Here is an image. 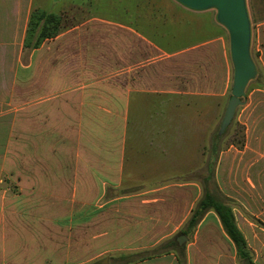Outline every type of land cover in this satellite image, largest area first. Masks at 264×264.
Listing matches in <instances>:
<instances>
[{
	"label": "crops",
	"instance_id": "0c3cea01",
	"mask_svg": "<svg viewBox=\"0 0 264 264\" xmlns=\"http://www.w3.org/2000/svg\"><path fill=\"white\" fill-rule=\"evenodd\" d=\"M31 3L32 0H0V28L8 30L10 38L13 39L18 28L25 32L33 11ZM117 9L124 14L120 22L96 16L88 18L45 40L33 49L40 58L33 64L31 54L29 64L24 66V80L29 82L26 91L29 88L30 94L37 93L39 99L33 102L30 97L31 100L25 101L30 132L39 134V140H61L69 135L73 142H82V148L88 152L78 156L88 160L89 174L95 171L91 167H95L97 157H102L103 168L99 173H105L103 177L95 172L80 178L83 181L79 186L89 189L98 188L99 183L104 187L118 185V180L109 176L121 172L124 165L123 147L128 143L130 116H136V122L143 125L139 130L143 136L136 163L164 173H170L171 168L191 171L192 165L189 170L185 168L191 160L177 164L175 159L177 154L186 156V152H176L178 141L185 143L184 150L188 145V156L192 152L190 125L187 132L184 127L183 137L179 139L177 135L176 97L183 99L179 107L184 110L182 121L186 123L191 119L184 115L186 98L210 97L222 101L228 88L223 69L224 27L217 21L215 9L192 10L176 0H120ZM47 13L63 18L60 13ZM24 36L21 33L19 45L23 46ZM202 50L207 55L215 50L214 59L220 68L211 77L207 69L203 76L198 71L199 81L192 87V54ZM33 73L39 76V84L34 87ZM260 94L264 95V90L253 89L249 98L254 99H249L237 116L244 126L242 148L230 146L221 151L215 172L221 193L246 208L254 220L239 221L234 215L253 254V264H264V99H256ZM190 105L188 102L187 109ZM199 194V186L185 183L162 185L129 196L128 200L136 205L142 202L150 206L151 215L145 219L151 226L143 232L131 230L148 240L129 245L127 250L154 244L156 238L170 236L185 225ZM157 249L148 251L134 264H176L175 257L167 253L146 258ZM22 251L23 248H16L12 252ZM8 252L12 253L6 248L2 250L8 257L2 263L0 260V264H16V260L24 263V256L11 257ZM185 252L186 264H241L214 212L205 213L197 224Z\"/></svg>",
	"mask_w": 264,
	"mask_h": 264
},
{
	"label": "rangeland",
	"instance_id": "374dc122",
	"mask_svg": "<svg viewBox=\"0 0 264 264\" xmlns=\"http://www.w3.org/2000/svg\"><path fill=\"white\" fill-rule=\"evenodd\" d=\"M119 3L120 0H32L31 11L41 8L47 12L62 14L66 31L93 16L120 22L124 14L117 9ZM245 4L251 30L250 56L256 73L247 84L244 96L240 98L244 104L236 109L232 124L222 140L213 145V137L222 121L233 85L230 39L225 27L223 69L224 78L228 79V88L223 100L210 97L186 98L184 115L191 117L186 124L182 121L184 110L179 107L183 104V99L176 97L177 135L179 139L183 137L184 127L187 132L190 125L193 155L191 152V156H188V145L184 150L185 143L178 141L176 152H186V156L177 154L175 159L177 164L191 160L185 168L189 170L192 165V170L176 171V168H171L170 173H164L156 168L155 171L145 169L136 163V153L141 151L143 136L139 130L143 125L136 122V116H130L128 143L123 147L124 165L120 168L121 172H113L109 176L114 181L118 180L116 187H104L103 183H99L98 188L80 187L83 181L80 178L89 174L88 160L78 156L79 153L88 152L82 148V142H73L69 135L61 140H39V134H35L33 130L30 132L32 127L25 114V101L32 99L36 102L39 99L37 93L30 94L29 88L26 91L29 82L24 80V66L29 64L31 54L33 64L41 55L36 56L32 48L19 45L21 33L22 36L25 35L23 28L14 30L13 39L9 37L8 30L0 28L1 263L8 257L2 253L4 248L11 252L16 248H23L22 252H12L10 255L8 252L11 257H25L24 263L16 260V264H102L103 261H106L105 264H134L141 256L148 254V251L164 245L165 253L161 255H173L176 264H186L185 248L193 239L197 225L187 230L185 224L170 236L156 238L154 244L127 250L129 245H138L148 240L147 236L131 233V230L139 229L143 232L151 226L145 219L147 215H151L150 206L142 202L136 205L128 197L162 185L194 183L199 186L200 194L193 208L204 193L223 201L215 181L220 152L230 146L237 150L242 148L244 126L237 120V116L245 103L254 99L249 98L253 89L264 90V0H245ZM215 54V50L210 55L205 54L204 50L192 54V87L196 86L195 81H199V72L203 76L207 69L208 77H211L214 71L219 70ZM31 81L33 87L39 84V76H33ZM260 96L256 99H264L263 94ZM188 102L191 104L189 109ZM218 104L220 105L216 108ZM132 112L133 115L136 114L134 109ZM97 159L99 162L96 160L95 167H91V170H95L94 174L103 168L100 165L102 157ZM99 175L103 177L105 173L101 172ZM102 180L104 181L103 178ZM230 200L234 215L239 221L241 218L254 221L247 214L246 208L237 201ZM180 232L187 237L182 245H178L176 240Z\"/></svg>",
	"mask_w": 264,
	"mask_h": 264
},
{
	"label": "water",
	"instance_id": "95a60500",
	"mask_svg": "<svg viewBox=\"0 0 264 264\" xmlns=\"http://www.w3.org/2000/svg\"><path fill=\"white\" fill-rule=\"evenodd\" d=\"M192 10L213 8L217 11V21L229 32L230 56L233 65V85L231 97L221 121L224 129L233 119L236 109L243 104L240 100L244 91L255 76V65L250 56L251 30L245 0H176ZM182 233L176 236L178 245L186 241Z\"/></svg>",
	"mask_w": 264,
	"mask_h": 264
},
{
	"label": "trees",
	"instance_id": "16d2710c",
	"mask_svg": "<svg viewBox=\"0 0 264 264\" xmlns=\"http://www.w3.org/2000/svg\"><path fill=\"white\" fill-rule=\"evenodd\" d=\"M64 28L63 18L60 15L47 13L41 9H34L27 22L23 47L37 49L45 40L59 35ZM232 121L233 119L224 129H221L220 123V126L213 137V145L222 140L223 136L232 124ZM220 195V198L223 201H218L210 194L204 193L202 198L192 209L190 217L186 223V229H193L200 222L205 213L212 209L217 215L223 231L233 243L238 259L242 264H253L252 255L248 250L244 236L237 227L233 207L231 205L232 202L221 193ZM157 250L158 251H154L152 254L146 256V258H151L161 253H165L164 245H161V247Z\"/></svg>",
	"mask_w": 264,
	"mask_h": 264
}]
</instances>
